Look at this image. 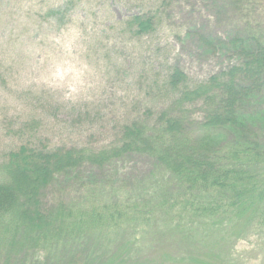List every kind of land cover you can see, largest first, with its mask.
<instances>
[{
    "label": "rangeland",
    "instance_id": "1",
    "mask_svg": "<svg viewBox=\"0 0 264 264\" xmlns=\"http://www.w3.org/2000/svg\"><path fill=\"white\" fill-rule=\"evenodd\" d=\"M143 14L153 17L156 27L137 36L127 23ZM241 32L264 38V0H0V162L20 147L100 150L118 138L122 124L155 119L152 114L174 97L162 85L171 68L198 83L235 64L239 47L230 39ZM203 37L211 41V49L202 44ZM245 57L262 84L264 67ZM238 79V87L252 83L251 77ZM249 94L258 96L261 90L253 88ZM199 106L190 107V117L200 116ZM43 163L35 162L36 167ZM151 169L149 158L128 155L103 175L118 173L131 185L132 178ZM91 172L95 170L84 166L69 178L57 177L45 191L47 200L65 202L51 192L71 197L76 177ZM224 211H218V220H195L194 227L202 230L199 239L175 244L176 251L146 243V235L132 231L131 225L104 230L95 254L99 261L114 259L102 264H264V228L244 227L250 213ZM132 234L143 243L130 248L129 257L121 242L128 240L131 247ZM41 249H30L25 264L63 262L55 250ZM70 253L65 264L91 254L85 249ZM3 257L0 264L21 259L5 262Z\"/></svg>",
    "mask_w": 264,
    "mask_h": 264
},
{
    "label": "trees",
    "instance_id": "2",
    "mask_svg": "<svg viewBox=\"0 0 264 264\" xmlns=\"http://www.w3.org/2000/svg\"><path fill=\"white\" fill-rule=\"evenodd\" d=\"M127 24L137 36L156 27L154 18L146 14L133 16ZM201 39L212 48L207 37ZM230 41L239 47L235 64L198 83L179 68H171L162 85L174 97L152 114L155 119L122 124L118 138L100 150L38 152L20 147L8 153L0 162L3 260L19 256L18 264H25L30 249L42 248L64 256L61 264H65L67 253L85 249L91 254L68 264H102L114 260L99 261L95 254L104 230H128L131 225L132 231L146 235L144 242L174 248L199 239L202 230L194 227L195 220H218L215 216L223 207V215L226 208L237 216L250 213L244 227L264 228V82L257 83L258 70L245 60L254 57L264 67V38L241 32ZM245 76L252 78L251 85L238 87L235 82H245ZM253 88L261 94L248 95ZM198 103L200 116L192 118L188 111ZM246 113L250 115L242 121ZM128 155L149 158L151 171L132 178L131 185L118 173L103 175L104 169ZM36 161L44 163L36 167ZM84 166L95 172L76 177L71 197L59 190L51 192V197L66 199L51 204L46 189L57 177L69 178ZM129 239L131 247L128 240L121 245L129 248L130 257V248L143 241L134 234Z\"/></svg>",
    "mask_w": 264,
    "mask_h": 264
}]
</instances>
